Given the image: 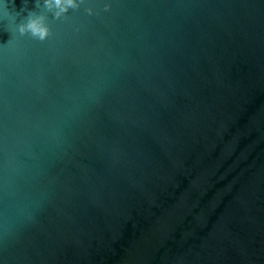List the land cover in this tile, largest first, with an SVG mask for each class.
Returning <instances> with one entry per match:
<instances>
[{"label":"water","instance_id":"obj_1","mask_svg":"<svg viewBox=\"0 0 264 264\" xmlns=\"http://www.w3.org/2000/svg\"><path fill=\"white\" fill-rule=\"evenodd\" d=\"M7 2L0 264H264V0Z\"/></svg>","mask_w":264,"mask_h":264},{"label":"clouds","instance_id":"obj_2","mask_svg":"<svg viewBox=\"0 0 264 264\" xmlns=\"http://www.w3.org/2000/svg\"><path fill=\"white\" fill-rule=\"evenodd\" d=\"M14 6V0H11ZM26 5L27 0H23ZM46 6L49 9L56 8L57 16L61 13L66 12L70 7H76V0H44ZM24 9H21L23 11ZM20 15L19 12H10L9 3L7 0H0V21L3 20H14ZM21 34L25 32H30L34 36H38L40 39H45L47 37V30L43 28L36 20H29L26 25H21L19 28Z\"/></svg>","mask_w":264,"mask_h":264}]
</instances>
